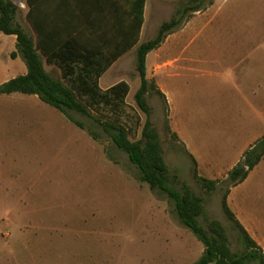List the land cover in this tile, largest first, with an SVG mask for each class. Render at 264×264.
Instances as JSON below:
<instances>
[{"label": "rangeland", "instance_id": "rangeland-1", "mask_svg": "<svg viewBox=\"0 0 264 264\" xmlns=\"http://www.w3.org/2000/svg\"><path fill=\"white\" fill-rule=\"evenodd\" d=\"M188 1L159 0V14L154 27H145L143 42L154 39L161 25ZM196 13L185 19L192 21V27L185 32L181 27L176 39L195 40L196 46H202L197 51L205 63L214 66L202 68L205 75L194 82L190 94L201 110L218 102L214 100L223 94L222 87L230 88V82L218 75L226 72L214 58L223 51L221 44L245 38L247 32L250 36L252 29L253 38L264 41V0H204ZM17 21L36 38L25 15L19 14ZM235 27H244L245 32L240 34ZM137 48L109 71L115 84L124 81L130 86L123 119L133 129V140L140 139L147 120L135 101L141 85ZM165 48L166 41L163 51L148 55L149 78L152 61L165 56ZM14 49L12 44H0V85L12 74L8 66ZM47 68L53 77L62 78L57 68ZM152 69L155 72L157 66ZM147 100L170 177L203 198L201 224L220 222L228 231L231 250L240 253L244 248L240 233L222 206L229 185L219 179L216 191L203 189L193 160L169 130L166 101L153 91ZM71 115L98 140L35 95H0V264H195L204 245L180 223L174 203L138 180V169L100 126L74 112ZM248 194L246 204L239 198L237 204L252 219V227L257 228L252 236L262 248L264 200L259 196L264 194V165Z\"/></svg>", "mask_w": 264, "mask_h": 264}, {"label": "crops", "instance_id": "crops-1", "mask_svg": "<svg viewBox=\"0 0 264 264\" xmlns=\"http://www.w3.org/2000/svg\"><path fill=\"white\" fill-rule=\"evenodd\" d=\"M11 1L19 7L18 15L27 17L33 8L38 27H43L51 38L65 37L68 32H73L72 38H76L81 45L104 50L109 55L120 54L100 78V86L104 90L116 85L109 71L121 58L144 44L145 27H154L153 22L159 14V0H145V21L139 40L127 51L128 43L133 40L131 34L137 27L133 10L141 5L142 0H33V7L29 0ZM154 3L157 7L154 9V18L150 20ZM186 21L181 26L184 27L183 32L187 27H192V21ZM29 25L33 27L30 22ZM235 28L240 34L245 32L244 27ZM177 31L166 38V55H158L157 61H152L151 75L149 78L147 74V78L155 81L165 95L170 130L184 146L194 165L196 163L198 175L213 181L226 180L245 152L264 136V41L254 39L252 29L250 36L247 32L245 38L221 44L225 47L214 58L219 60L220 69H223L221 71L226 72L218 75L230 82V88L222 87L223 94L214 100L218 102L200 110L191 101L190 94L194 92V82L205 75L202 68L214 66L212 62L205 63L202 53L197 51L202 46H196L195 40L176 39ZM1 43L12 44L15 48L12 54L17 51L16 36L5 35L0 38ZM164 45L165 42L149 54L163 51ZM121 51H124L123 54ZM45 61L48 73L47 65L57 68L62 77V71L56 64H49L46 58ZM154 64L157 66L155 72L152 69ZM8 67L9 74H12L2 83L28 72L21 57L13 58ZM263 165L264 159L244 183L231 189L228 196L230 209L252 238L257 228L252 227V219L246 210L240 208L237 200L241 199L244 204L248 202L250 195H247V189ZM259 197L264 200V194Z\"/></svg>", "mask_w": 264, "mask_h": 264}, {"label": "trees", "instance_id": "trees-1", "mask_svg": "<svg viewBox=\"0 0 264 264\" xmlns=\"http://www.w3.org/2000/svg\"><path fill=\"white\" fill-rule=\"evenodd\" d=\"M29 3L33 7V0H29ZM145 3L146 1L142 0L141 5L133 10L137 27H134L135 32L131 34L133 40L128 43L125 49L127 51L139 40L145 21ZM203 3L204 0H189L187 5L177 11L175 17L161 25L154 39L137 48L141 85L135 94V101L147 116L138 140L131 138L133 129L123 119L130 93L129 84L123 81L107 90L100 86V78L120 54L109 55L104 50L81 45L76 38H72L73 32H68L65 37L51 38L44 32L43 27H38L37 16L32 8L27 19L36 33L35 39L18 23L19 7L11 0H0V33L16 36L17 51L12 57H21L28 72L1 84L0 95L14 93L35 95L43 103L64 114L70 122L86 130L94 140H98L95 133L83 122L76 120L71 113L88 118L100 126L113 144L125 153L130 163L138 169V180L147 184L151 190L167 195L175 205L180 223L204 245V252L195 264H264V251L239 222L228 204L231 189L244 183L264 159V136L245 152L242 160L223 181L229 185L222 201L223 210L239 231L240 241L244 247L240 253H233L224 225L217 221L210 222L207 227L201 224L200 217L205 211L203 198L195 194L187 184L180 183L176 177L174 179L170 177L159 132L150 120L151 111L147 96L153 91L164 100L166 98L155 81L147 78V56L160 48L170 34L179 30L190 13L200 11ZM122 52L124 51H121V54ZM43 57L49 64H56L61 69V79L53 77L46 71ZM172 135L177 139L175 134ZM195 175L207 192L219 188L218 181L198 175L196 163ZM175 184L180 185L181 189L174 187Z\"/></svg>", "mask_w": 264, "mask_h": 264}]
</instances>
